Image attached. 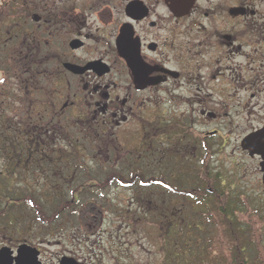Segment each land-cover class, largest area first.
<instances>
[{
    "label": "flooded vegetation",
    "instance_id": "af4514ba",
    "mask_svg": "<svg viewBox=\"0 0 264 264\" xmlns=\"http://www.w3.org/2000/svg\"><path fill=\"white\" fill-rule=\"evenodd\" d=\"M254 135L264 136V0H0V137L14 139L0 144L5 177L62 198L86 183L92 154L112 170L97 184L139 182L151 201L185 206L213 189L216 138L256 159L264 185L262 155L244 147Z\"/></svg>",
    "mask_w": 264,
    "mask_h": 264
},
{
    "label": "rangeland",
    "instance_id": "374dc122",
    "mask_svg": "<svg viewBox=\"0 0 264 264\" xmlns=\"http://www.w3.org/2000/svg\"><path fill=\"white\" fill-rule=\"evenodd\" d=\"M10 139L13 137H0V144L13 145ZM220 144L221 139L216 138L211 161L214 172L227 178L226 184H230L234 192L232 198L240 202L247 215L244 220L260 228L264 236V185L257 170L258 161L234 150L232 146L219 149L217 145ZM86 158L89 169L82 173L83 182L87 180L86 183L80 187L77 183L70 185L61 198L62 192L57 196L47 194L33 185L13 181L12 175L5 177L4 174L10 173V168L5 167V153L0 151V176L4 175L0 177V248L3 245L15 248L21 243H28L40 251L43 264H59V259L64 255L84 264L164 263L162 214L158 206L173 209V204L179 210L188 209L187 205L182 206L180 200L169 194H162V200L151 201L147 195L148 188L139 182L127 186L120 185L123 181H102L97 184L92 179L100 183L98 178L111 174L112 170H99L100 167L94 165L96 158L92 154ZM127 163L131 162L120 163L119 166L126 165L118 169L125 175L129 167ZM181 167L182 170L192 168L184 161ZM157 170L155 166L148 169L153 175ZM191 172L182 171V176L187 178ZM195 184H200L199 178ZM54 187L55 191L59 189L58 185ZM73 189H76V194L75 199L71 200L67 194ZM30 198L34 204L28 203ZM63 208L66 210L58 211ZM200 209L204 208L198 205ZM41 214L45 217H41ZM193 219L203 224L208 233L216 234L213 225L208 224L205 218L193 216ZM256 236L259 237L258 230Z\"/></svg>",
    "mask_w": 264,
    "mask_h": 264
},
{
    "label": "trees",
    "instance_id": "16d2710c",
    "mask_svg": "<svg viewBox=\"0 0 264 264\" xmlns=\"http://www.w3.org/2000/svg\"><path fill=\"white\" fill-rule=\"evenodd\" d=\"M212 179L205 186L213 189H196L193 200L186 204L188 209H181V213L173 204V209L158 206L163 211L159 210L165 255L162 264H264V236L260 228L244 220L247 215L240 202L226 194L221 174L216 172ZM30 202L34 204L32 199ZM198 205L204 209L198 210ZM193 216L205 218L216 234L208 233L203 224L194 222ZM173 225L176 227L171 228Z\"/></svg>",
    "mask_w": 264,
    "mask_h": 264
},
{
    "label": "water",
    "instance_id": "95a60500",
    "mask_svg": "<svg viewBox=\"0 0 264 264\" xmlns=\"http://www.w3.org/2000/svg\"><path fill=\"white\" fill-rule=\"evenodd\" d=\"M245 143L244 147L249 149L251 154L259 153L264 159V136L254 135L248 137ZM259 146L263 149H259ZM253 149H256V152ZM262 170L264 172V161ZM0 264H42V261L40 260V251L36 247L28 243H22L18 246L16 255H14V251L9 246L2 248L0 250ZM60 264L84 263L78 262L72 257L65 256L60 260Z\"/></svg>",
    "mask_w": 264,
    "mask_h": 264
}]
</instances>
